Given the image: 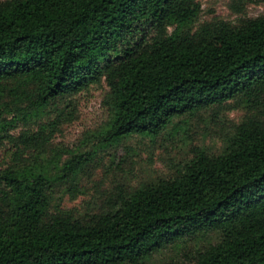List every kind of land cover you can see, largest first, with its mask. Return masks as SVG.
<instances>
[{"label": "trees", "instance_id": "16d2710c", "mask_svg": "<svg viewBox=\"0 0 264 264\" xmlns=\"http://www.w3.org/2000/svg\"><path fill=\"white\" fill-rule=\"evenodd\" d=\"M201 13L202 0L0 1V264H157L167 250L158 264H264V16ZM103 85L111 145L243 114L220 153L198 146L85 218L53 212L82 156L62 162L44 119Z\"/></svg>", "mask_w": 264, "mask_h": 264}, {"label": "rangeland", "instance_id": "374dc122", "mask_svg": "<svg viewBox=\"0 0 264 264\" xmlns=\"http://www.w3.org/2000/svg\"><path fill=\"white\" fill-rule=\"evenodd\" d=\"M232 1L202 0L200 22L221 18L235 23L241 17L264 16V3L247 4L244 13L237 14L229 8L233 6ZM106 93L105 85L91 87L74 97L71 104H65L62 115L57 116L51 109L44 119L56 122L53 147L64 152L62 162L73 155L82 156L77 171L56 183L53 212L70 211L78 218H85L100 212L108 200L122 192L127 194L176 174L192 159L193 150L198 146L220 153L221 136L243 114V105L235 103L234 109L225 116L201 115L186 123L176 120L154 139L133 137L116 146L105 135L110 119L103 104ZM174 254V250L165 251L156 257L157 264L170 261Z\"/></svg>", "mask_w": 264, "mask_h": 264}]
</instances>
